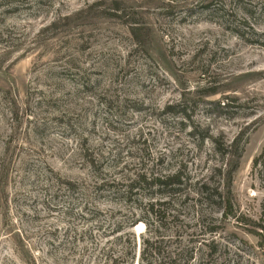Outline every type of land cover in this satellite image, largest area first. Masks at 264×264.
<instances>
[{
    "label": "rangeland",
    "instance_id": "rangeland-1",
    "mask_svg": "<svg viewBox=\"0 0 264 264\" xmlns=\"http://www.w3.org/2000/svg\"><path fill=\"white\" fill-rule=\"evenodd\" d=\"M263 150L264 0H0V264H264Z\"/></svg>",
    "mask_w": 264,
    "mask_h": 264
},
{
    "label": "trees",
    "instance_id": "trees-1",
    "mask_svg": "<svg viewBox=\"0 0 264 264\" xmlns=\"http://www.w3.org/2000/svg\"><path fill=\"white\" fill-rule=\"evenodd\" d=\"M207 8V6H206ZM239 37H242L240 32H237ZM136 35V34H135ZM137 36V35H136ZM217 92H211L205 95V97L213 96L216 95ZM223 102H218L215 103L216 106H219L221 110L226 108V104H222ZM223 105V106H222ZM164 114H170L175 117H182V118H188V114L186 112V109L180 104V105H175V106H168L164 111ZM197 132V129L193 130V134ZM205 139H212V141H215L212 136H205ZM239 142V138L236 139L228 148V150H223L222 155L224 158H229L227 160L228 165L227 168L224 172V177H226L227 180V190L226 192L212 190L208 186H204L201 191H199V195L202 197H205V199L212 201V199H217L219 205L221 206V209H223V220L226 221L230 217L234 216L233 212V205H232V192H231V187L233 184V178L235 173L239 170L240 168V158L241 156L238 155L237 158L234 159V154L233 150L236 149L237 143ZM258 166L264 168V150L262 154L255 158L254 160V169H256ZM229 167V168H228ZM145 184L147 185L150 189L155 188L156 191L158 192L159 195L163 197H173L175 194L180 193L182 187L185 185V181L183 176L181 175V172H176L175 174L172 175H152V174H144L141 176H138L135 180L131 181L128 184V192L133 193L135 189H137V185H142ZM72 186V184H69ZM165 204V203H164ZM154 208H152V213H153ZM157 218V215H155ZM135 225V224H133ZM256 230H249L251 234H253L255 237H257L260 241V247L264 249V227L262 225H257ZM218 230L215 228L213 229L210 233L215 234L217 233ZM99 264H124L122 262H119L117 260H114V258L105 256ZM133 264V263H132Z\"/></svg>",
    "mask_w": 264,
    "mask_h": 264
},
{
    "label": "bare ground",
    "instance_id": "bare-ground-1",
    "mask_svg": "<svg viewBox=\"0 0 264 264\" xmlns=\"http://www.w3.org/2000/svg\"><path fill=\"white\" fill-rule=\"evenodd\" d=\"M143 230H144V225H143V224H139V225L137 226V232H138V233H141Z\"/></svg>",
    "mask_w": 264,
    "mask_h": 264
}]
</instances>
